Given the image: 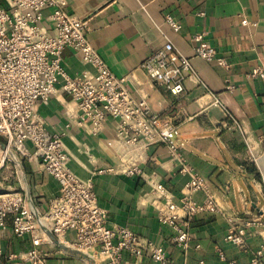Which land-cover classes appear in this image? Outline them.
<instances>
[{
    "label": "crops",
    "instance_id": "obj_1",
    "mask_svg": "<svg viewBox=\"0 0 264 264\" xmlns=\"http://www.w3.org/2000/svg\"><path fill=\"white\" fill-rule=\"evenodd\" d=\"M68 9L88 19L89 38L118 75H128V86L148 100L156 113L169 116L178 134L175 142L193 168L212 185V196L221 211L199 215L192 223V241L187 250L172 243L175 229L158 218L160 192L146 182L159 179L168 195L179 199L189 175L164 143L150 145L141 157L125 154L117 139L118 120L108 118L99 132L70 125L64 137L71 153V168L94 183L98 200L110 216V225H126L155 243L164 246L166 264H228L221 260L218 247L227 259L248 264L264 246V228L254 225L247 250L225 242L228 217L264 218V132L262 83L247 77L256 66H264V0H67ZM51 9L45 11L49 15ZM172 14L182 24L175 30L166 21ZM247 18L248 23H242ZM47 24V23H46ZM51 25L50 23H48ZM196 32L206 38L222 56L234 63L235 88L226 87V71L216 62L198 57L190 43ZM192 60L194 73L186 81V92L171 96L153 85L141 67L143 60L166 41ZM63 65L71 75L94 68L73 49L63 53ZM66 102L69 96L40 102L38 112L53 133L70 123ZM4 138L0 137V143ZM157 158V161L153 160ZM127 159L129 162L123 163ZM131 163L143 174L122 170ZM125 165V166H123ZM19 191L41 211H46L59 193L58 181L37 161L24 160L23 166L8 163L0 168V190ZM203 192L194 198L204 199ZM0 230V264L24 262L32 247L31 235H14L12 217ZM73 237V233H70ZM52 264H81L76 253L54 244L46 245ZM126 264H162L148 256L136 260L128 252ZM264 261V256H263Z\"/></svg>",
    "mask_w": 264,
    "mask_h": 264
},
{
    "label": "built area",
    "instance_id": "obj_2",
    "mask_svg": "<svg viewBox=\"0 0 264 264\" xmlns=\"http://www.w3.org/2000/svg\"><path fill=\"white\" fill-rule=\"evenodd\" d=\"M1 1L0 137L5 141L0 143V168L8 163L22 167L26 159L37 161L59 183V193L46 211L19 191L0 190V230L7 228L11 216L14 235L29 234L32 239L25 261L15 264H52L48 244L76 253L81 264H126L125 252L136 260L148 256L167 263L163 245L143 238L129 226L110 225L109 212L100 205L93 181L81 177L70 166L72 156L64 140L70 125L96 133L104 128L108 118L118 120L117 139L128 157L131 153L130 158H140L150 145L161 142L177 159L180 171L189 175L179 199L168 195L159 179L145 178L153 190L160 192L158 218L175 229L172 243L187 250L193 221L201 214L221 209L212 196L209 180L179 151L175 142L178 130L169 116L154 112L146 98L130 89L129 76L118 75L111 68L89 38L88 19L71 12L67 0ZM48 9L51 12L46 15ZM166 21L177 31L182 27L172 14H167ZM248 22L247 18L242 19V23ZM190 43L198 57L216 62L226 71V87L233 90L234 63L220 54L204 32L194 33ZM68 48L79 52L94 71L71 75L63 65V53ZM141 67L153 85L175 97L186 92V81L194 73L191 58L171 40L146 57ZM247 77L261 81L264 101V66L252 68ZM64 95L71 98L75 107L66 102L70 123L53 133L39 114L38 105ZM259 141L264 145V132ZM123 160L127 165L129 161ZM122 170L143 174L135 163ZM197 192L204 193L203 200L194 198ZM228 219L225 242L243 250L248 249V237L253 234L250 228H264V218L241 219L233 214ZM217 250L221 260L238 264L235 259L228 260L221 247ZM263 256L264 246L248 264H264Z\"/></svg>",
    "mask_w": 264,
    "mask_h": 264
},
{
    "label": "trees",
    "instance_id": "obj_3",
    "mask_svg": "<svg viewBox=\"0 0 264 264\" xmlns=\"http://www.w3.org/2000/svg\"><path fill=\"white\" fill-rule=\"evenodd\" d=\"M0 4H2V1L0 0Z\"/></svg>",
    "mask_w": 264,
    "mask_h": 264
},
{
    "label": "rangeland",
    "instance_id": "obj_4",
    "mask_svg": "<svg viewBox=\"0 0 264 264\" xmlns=\"http://www.w3.org/2000/svg\"><path fill=\"white\" fill-rule=\"evenodd\" d=\"M5 141V140H4Z\"/></svg>",
    "mask_w": 264,
    "mask_h": 264
}]
</instances>
